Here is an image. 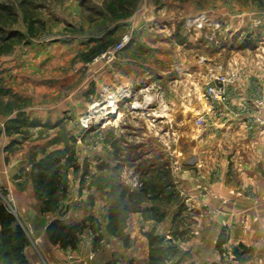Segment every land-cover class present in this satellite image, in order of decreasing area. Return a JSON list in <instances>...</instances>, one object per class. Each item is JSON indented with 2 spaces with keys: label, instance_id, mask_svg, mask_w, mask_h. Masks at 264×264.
<instances>
[{
  "label": "crops",
  "instance_id": "0c3cea01",
  "mask_svg": "<svg viewBox=\"0 0 264 264\" xmlns=\"http://www.w3.org/2000/svg\"><path fill=\"white\" fill-rule=\"evenodd\" d=\"M80 39L62 37L47 46L49 56L44 59L47 65L43 69L33 71L27 66L20 69L25 77L40 83L35 87L32 83L24 86L29 92L24 105L0 109V185L12 197L20 224L28 235L23 250L28 264H149L153 235L164 237L176 247L164 264H264V145L256 146V132L251 127L250 112L256 88L250 81L243 87L241 83L233 85L241 96L234 93L229 105H217V110L222 111L220 116L215 108L210 110L213 106L208 101L197 98L201 86L195 83L194 103H183L188 109L179 105L180 109L174 113L176 126H180L184 117L191 116L193 129L180 130L174 152L164 161L158 159L143 169L127 165L125 172L132 176L127 174L119 180V185L125 189L119 198L112 195L111 188L118 184L119 178L110 171L120 165L110 163V168L104 167L106 172L110 170L109 175L104 173V203L97 197H89L94 206L87 207L88 200L83 199L82 194L76 197L68 193L58 201L55 210H44L31 176L25 181L27 178L22 179L19 171L30 145L43 149L31 139L8 147L18 134L8 135L4 124L20 111L30 120L43 123L59 113L70 115L79 111L78 76L68 71L65 63L86 48ZM128 43L119 56V79H112L113 65L95 69V78L104 75L105 80H110L113 91L122 87L138 88V82L144 78L140 43L133 41L127 50ZM93 44H96L94 40L89 46ZM42 50L43 47H37L28 56L40 60L44 57L39 54L48 53ZM6 65L3 63L0 69ZM203 73L204 69L200 68L199 76L193 77L200 85L204 84ZM16 75H21L17 69L14 70ZM65 89L71 92L67 99L63 96ZM192 90L188 85L184 91L190 94ZM242 104L249 109L239 116L234 115L230 109ZM189 105H194V109ZM191 108L195 115L190 112ZM199 114L204 117L201 125L196 123ZM68 120L67 117L63 122ZM261 134L264 137V129ZM185 158L192 162L184 164ZM30 168L31 165L26 166L29 174ZM70 170L69 178L71 172L77 171ZM134 177L142 183L141 187L130 182ZM98 178L94 176V180ZM23 181L25 186L22 187ZM74 183L78 186V178L74 177ZM131 184L134 185L131 187ZM56 218L66 224H79L80 241L76 248H62L49 240L46 228Z\"/></svg>",
  "mask_w": 264,
  "mask_h": 264
},
{
  "label": "rangeland",
  "instance_id": "374dc122",
  "mask_svg": "<svg viewBox=\"0 0 264 264\" xmlns=\"http://www.w3.org/2000/svg\"><path fill=\"white\" fill-rule=\"evenodd\" d=\"M125 33L130 37L127 50L133 41L140 43L144 73L138 82L140 89L131 88L132 94L116 103L119 111L111 114L113 119L96 114L85 127L87 122L80 120L84 114H91L90 105L96 102L109 108L119 91L112 90L104 75L95 78V69L113 65L112 79L116 81L120 78L121 57L112 61L95 57ZM62 37H81L80 43L86 47L65 63L68 71L78 76L80 112L59 113L56 118H48L47 126L37 128L31 140L43 150L30 145L19 169L22 179L28 181L26 166L33 161L45 155L71 157L75 165L72 168L77 171L71 172L70 178L65 177V193L59 200L69 193L76 197L82 194L88 200L87 207L94 206L89 202L93 197L104 203V167L110 168V163L120 165L108 170L119 178L118 184L111 187L112 195L119 198L125 192L119 180L127 174L132 176L125 172L127 165L143 169L158 159L164 161L174 152L180 130L193 129L191 116L176 126L174 113L180 109L177 106L194 103L195 83L201 86L197 98L204 99V84L218 66L233 73V85L241 83L243 87L247 81L255 84V100H264V0H0V67L8 64L0 69L1 110L25 104L29 92L24 86L32 83L35 87L40 82L25 77L20 69H43L47 65L44 59L49 56L46 47ZM93 40L96 44L89 46ZM36 46L48 52L39 54L44 58L37 61L28 56ZM200 68L204 69L203 85L193 78L195 74L199 76ZM15 69L21 75L14 76ZM188 85L193 87L190 94L184 91ZM64 91L67 99L71 92ZM189 106L194 109V105ZM251 108L256 119L251 122L256 132L255 144L264 145V108L260 110L257 102ZM193 109L190 112L195 115ZM67 117L69 120L63 122ZM110 120L112 123L108 124ZM74 177L78 178V186L73 184ZM25 181L21 182L22 187ZM133 181L134 178L130 182ZM8 203L14 206L12 197L0 185V204L9 207ZM57 204L48 211L55 210ZM15 213L20 223L16 208ZM0 264H16L14 253L2 243L1 234Z\"/></svg>",
  "mask_w": 264,
  "mask_h": 264
},
{
  "label": "trees",
  "instance_id": "16d2710c",
  "mask_svg": "<svg viewBox=\"0 0 264 264\" xmlns=\"http://www.w3.org/2000/svg\"><path fill=\"white\" fill-rule=\"evenodd\" d=\"M39 120H30L24 111L6 120L4 131L8 135L18 134L12 138L8 147L21 144L31 139L38 126H47ZM75 168L71 157L62 155H45L31 164L30 176L37 197L41 200L44 210L58 202L60 195L65 193L64 179L70 168ZM0 223L2 243L9 246L14 253L16 264H28L24 254V247L28 241L24 227L16 216L5 205L0 204ZM49 240L59 244L62 248H76L80 241L79 224H66L56 218L49 222L46 228ZM164 237H151V251L149 264H164L175 253L176 247ZM107 264H113L108 262Z\"/></svg>",
  "mask_w": 264,
  "mask_h": 264
},
{
  "label": "built area",
  "instance_id": "2783aa9c",
  "mask_svg": "<svg viewBox=\"0 0 264 264\" xmlns=\"http://www.w3.org/2000/svg\"><path fill=\"white\" fill-rule=\"evenodd\" d=\"M130 37L129 33H125L121 36V38L116 41L115 43L109 45L107 48H105L99 55L95 57V60H98L99 58L105 59L106 61H112L119 57L125 48L126 44L129 42ZM233 73L227 72L223 69L222 66H218V69L216 70V73H210L205 84H204V90L202 93L203 98L208 101L213 107L210 109L213 111H217L218 115L222 113L221 110H217V105H229L230 102L233 99V94L235 93L236 96H241L238 91H235L233 88ZM132 94V89L128 87H122L120 90L117 92L115 97L113 98L114 100H111L108 104L109 108H106L105 105L101 106L99 103L94 102L93 104L90 105L89 108H91V114H84L85 118H81V122H93L91 121V118L94 115H108L107 119L109 120L111 118V114H114L116 112L117 108L116 103H119L122 99L129 97ZM116 98V99H115ZM257 102V105L259 106L260 110L264 108V100H255L254 103ZM253 103V104H254ZM249 109L248 105L242 104V106H239V108H231V112L234 113V115H240L244 111H247ZM252 110V109H251ZM92 115V116H90ZM96 115V116H97ZM252 115V114H251ZM220 116V115H219ZM254 115L251 116V122L253 121ZM256 121V119H255ZM262 123L264 124V120H261ZM88 122L84 123L83 126L87 127ZM196 123L198 125H201L204 123V117L203 115L199 114L198 117L196 118ZM135 179V184L139 185L140 182L137 181V178L134 177ZM7 206V205H6ZM7 207L13 214L15 213V207L10 205L8 203Z\"/></svg>",
  "mask_w": 264,
  "mask_h": 264
},
{
  "label": "water",
  "instance_id": "95a60500",
  "mask_svg": "<svg viewBox=\"0 0 264 264\" xmlns=\"http://www.w3.org/2000/svg\"><path fill=\"white\" fill-rule=\"evenodd\" d=\"M183 151H184V150H183ZM191 162H192V161H190V160L187 159V158H185L184 161H183L184 164H189V163H191Z\"/></svg>",
  "mask_w": 264,
  "mask_h": 264
},
{
  "label": "bare ground",
  "instance_id": "6f19581e",
  "mask_svg": "<svg viewBox=\"0 0 264 264\" xmlns=\"http://www.w3.org/2000/svg\"><path fill=\"white\" fill-rule=\"evenodd\" d=\"M121 116V114L119 115V117Z\"/></svg>",
  "mask_w": 264,
  "mask_h": 264
}]
</instances>
